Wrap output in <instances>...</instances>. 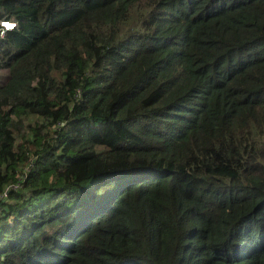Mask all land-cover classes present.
Listing matches in <instances>:
<instances>
[{
    "label": "trees",
    "instance_id": "obj_1",
    "mask_svg": "<svg viewBox=\"0 0 264 264\" xmlns=\"http://www.w3.org/2000/svg\"><path fill=\"white\" fill-rule=\"evenodd\" d=\"M0 264H264V0H0Z\"/></svg>",
    "mask_w": 264,
    "mask_h": 264
},
{
    "label": "clouds",
    "instance_id": "obj_2",
    "mask_svg": "<svg viewBox=\"0 0 264 264\" xmlns=\"http://www.w3.org/2000/svg\"><path fill=\"white\" fill-rule=\"evenodd\" d=\"M2 23H10V24H15V27L13 29H8L5 30L4 27L2 26ZM18 28L17 23L15 21H1L0 22V37L3 38L6 35V32H11V31H15ZM2 31H4L3 35L1 34Z\"/></svg>",
    "mask_w": 264,
    "mask_h": 264
},
{
    "label": "rangeland",
    "instance_id": "obj_3",
    "mask_svg": "<svg viewBox=\"0 0 264 264\" xmlns=\"http://www.w3.org/2000/svg\"><path fill=\"white\" fill-rule=\"evenodd\" d=\"M8 72L7 71H0V86L7 80Z\"/></svg>",
    "mask_w": 264,
    "mask_h": 264
},
{
    "label": "built area",
    "instance_id": "obj_4",
    "mask_svg": "<svg viewBox=\"0 0 264 264\" xmlns=\"http://www.w3.org/2000/svg\"><path fill=\"white\" fill-rule=\"evenodd\" d=\"M2 26L4 27L5 30H8V29H13L15 27V24H10V23H2ZM4 31H2V35H3Z\"/></svg>",
    "mask_w": 264,
    "mask_h": 264
}]
</instances>
